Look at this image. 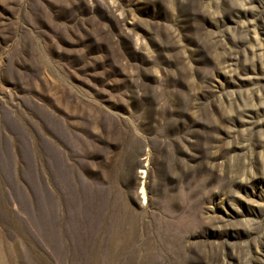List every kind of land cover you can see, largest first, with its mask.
<instances>
[{
    "label": "rangeland",
    "instance_id": "rangeland-1",
    "mask_svg": "<svg viewBox=\"0 0 264 264\" xmlns=\"http://www.w3.org/2000/svg\"><path fill=\"white\" fill-rule=\"evenodd\" d=\"M0 264H264V0H0Z\"/></svg>",
    "mask_w": 264,
    "mask_h": 264
}]
</instances>
